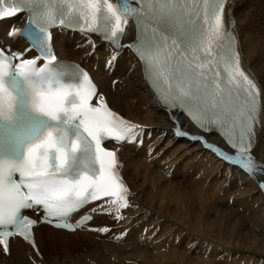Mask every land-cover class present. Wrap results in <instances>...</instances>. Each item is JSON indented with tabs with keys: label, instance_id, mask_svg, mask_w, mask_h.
Listing matches in <instances>:
<instances>
[{
	"label": "snow or ice",
	"instance_id": "1",
	"mask_svg": "<svg viewBox=\"0 0 264 264\" xmlns=\"http://www.w3.org/2000/svg\"><path fill=\"white\" fill-rule=\"evenodd\" d=\"M230 8L229 0H0V19L30 14L27 26L9 35L28 36L41 53L24 59L23 53L0 48L4 251L14 235L35 247L32 226L37 221L22 209L42 206L45 222L54 219L57 228L74 229L92 217L86 215L74 225L68 222L71 215L92 201L111 198L107 203L116 206L118 219L120 209L128 207L116 152L103 144L108 139L125 141L138 126L109 107L86 71L57 62L50 31L57 23L98 33L117 48L124 47L120 39L129 18L142 26L140 39L131 47L158 102L186 111L204 131L219 130L234 154L181 126L175 135L202 141L226 162L264 176V163L252 151L264 86L242 67ZM260 187L264 189V182Z\"/></svg>",
	"mask_w": 264,
	"mask_h": 264
},
{
	"label": "bare ground",
	"instance_id": "2",
	"mask_svg": "<svg viewBox=\"0 0 264 264\" xmlns=\"http://www.w3.org/2000/svg\"><path fill=\"white\" fill-rule=\"evenodd\" d=\"M233 15L245 61L264 86V0H239ZM25 18L0 21V40L8 50L33 59L19 32L9 35ZM54 41L59 56L86 66L109 107L138 126L125 141L110 143L127 182L128 207L120 209V220L116 206L107 203L111 198L97 201L85 209L93 220L75 232L40 224L38 250L16 238L7 252L0 245V264H264V176L226 162L202 141L175 135L181 126L234 154L217 134H204L181 113L160 107L129 48L116 50L96 35L63 29L55 31ZM253 154L264 163V127ZM235 232L251 235L250 249L231 246ZM166 241L171 247L164 248Z\"/></svg>",
	"mask_w": 264,
	"mask_h": 264
},
{
	"label": "rangeland",
	"instance_id": "3",
	"mask_svg": "<svg viewBox=\"0 0 264 264\" xmlns=\"http://www.w3.org/2000/svg\"><path fill=\"white\" fill-rule=\"evenodd\" d=\"M110 214H113V216L114 217H112V218H115L116 217V212L115 213H110ZM121 220V219H120ZM120 220H116V222H118V221H120ZM106 221V220H105ZM107 221H112L113 223L115 222V221H113V220H111V219H108ZM225 223H227V219H226V221H225ZM223 224L222 226V234H223V232H224V230H225V226L224 225H226V224ZM256 231V230H255ZM221 234V235H222ZM235 234H236V236H235ZM248 236V235H247ZM247 236H245L244 237V235H242V236H238L237 237V232H235L234 233V235L232 236V237H230V239L231 238H233L232 240L234 241V243L233 242H231V246H237V247H240V248H244V249H250V248H248V247H250L251 245H250V241H251V235H249L248 237ZM256 237L257 238H261L262 237V235H256ZM242 239L244 240V241H246V242H244V244H243V242H242ZM247 239V240H246ZM261 243H264V240H261ZM260 242H258V245H260L261 244ZM197 244L198 243H196V245L194 246V248L197 246ZM246 246V247H245ZM168 247H171V243L170 242H165L164 243V248H168ZM254 247H255V245H254ZM47 252H48V254H49V256H54V252H51V253H49L50 251L49 250H47ZM46 256V258H47V254L45 255ZM50 264V263H49ZM214 264V263H213ZM217 264H230L229 262H225V263H223L222 261H218V263ZM244 264V263H243Z\"/></svg>",
	"mask_w": 264,
	"mask_h": 264
}]
</instances>
